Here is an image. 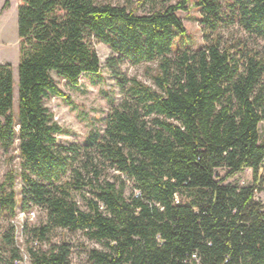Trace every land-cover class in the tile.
Returning <instances> with one entry per match:
<instances>
[{"label": "trees", "instance_id": "1", "mask_svg": "<svg viewBox=\"0 0 264 264\" xmlns=\"http://www.w3.org/2000/svg\"><path fill=\"white\" fill-rule=\"evenodd\" d=\"M188 4L136 14L96 0H18V116L13 67L0 64V144L18 143L20 171L0 186V209L44 212L45 223L22 226L30 264H70V245L49 242L57 229L104 248L87 251L91 264H264V207L255 200L264 193V0H196L203 46L174 50ZM94 41L113 54L106 68L122 100L102 134L64 146L44 101L69 100L55 77L76 87L99 73ZM122 62H156L155 88L126 78ZM246 170L250 185L225 184ZM83 193L86 210L75 198ZM15 231L0 233V264L24 260Z\"/></svg>", "mask_w": 264, "mask_h": 264}, {"label": "rangeland", "instance_id": "2", "mask_svg": "<svg viewBox=\"0 0 264 264\" xmlns=\"http://www.w3.org/2000/svg\"><path fill=\"white\" fill-rule=\"evenodd\" d=\"M101 4H111L113 6H126L135 11L136 14L148 13L154 7L175 4L180 0H96ZM196 0H189V9L186 12H178L177 15L182 21L186 33L178 36L175 40L174 50L188 49L198 50L203 46L201 34L200 12L193 7ZM17 5L18 0H0V64H10L13 67V112L12 115L17 121L18 116V72L17 66L20 61L19 46L20 40L17 35ZM94 49L100 61V71L96 75L86 74L80 77L76 87H71L55 77L60 89L69 98L68 101L61 98H51L44 101L45 107L53 116L63 130L56 135L57 142L64 146L78 145L84 146L88 139L94 134H102L104 130V119L114 106H117L122 95L117 86V81L112 77L106 68L107 59L113 56L111 50L99 43L93 42ZM121 73L128 79L135 78L141 83L155 88L151 76L156 73L157 63H144L139 66H132L128 62L119 65ZM259 134L261 142H264V120L259 124ZM20 171V157L18 153V143L5 151L0 144V186L9 173ZM110 175H116L109 172ZM220 177L224 176V171H218ZM225 184L233 186H247L251 184V173L246 170L242 173L226 180ZM21 181L16 178L14 190L16 200H20ZM8 192V187L5 188ZM130 192V189H128ZM84 197H89L87 193L76 195V202L82 210H86ZM255 200L264 207V193H256ZM33 214V215H31ZM45 223V214L38 208H32L29 212H22L19 205L15 209V215L6 209H0V233L8 226H14L16 231L17 247L23 255L22 264H30L27 257V249L31 247V236L23 233V225L28 229L37 227ZM49 242L60 244L62 242L70 245V264H91L88 260L87 251L91 249L104 250V248L88 240L81 232L71 233L66 230H53L49 236ZM37 248L45 250L47 244L38 245Z\"/></svg>", "mask_w": 264, "mask_h": 264}, {"label": "built area", "instance_id": "3", "mask_svg": "<svg viewBox=\"0 0 264 264\" xmlns=\"http://www.w3.org/2000/svg\"><path fill=\"white\" fill-rule=\"evenodd\" d=\"M135 194L138 195V191H135ZM174 200H175V204H179L181 201V199L177 195L174 196ZM192 260H194L195 262H198L196 255H192Z\"/></svg>", "mask_w": 264, "mask_h": 264}]
</instances>
